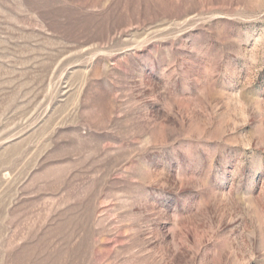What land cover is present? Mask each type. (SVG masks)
<instances>
[{"label":"rangeland","instance_id":"obj_1","mask_svg":"<svg viewBox=\"0 0 264 264\" xmlns=\"http://www.w3.org/2000/svg\"><path fill=\"white\" fill-rule=\"evenodd\" d=\"M0 264H264V0H0Z\"/></svg>","mask_w":264,"mask_h":264}]
</instances>
